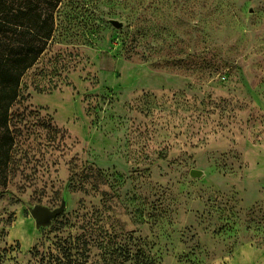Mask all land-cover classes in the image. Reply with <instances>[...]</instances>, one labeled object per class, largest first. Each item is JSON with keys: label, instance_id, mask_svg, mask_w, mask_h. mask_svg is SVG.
I'll return each mask as SVG.
<instances>
[{"label": "rangeland", "instance_id": "rangeland-1", "mask_svg": "<svg viewBox=\"0 0 264 264\" xmlns=\"http://www.w3.org/2000/svg\"><path fill=\"white\" fill-rule=\"evenodd\" d=\"M22 93L0 264L76 236L93 264H264V0H63Z\"/></svg>", "mask_w": 264, "mask_h": 264}, {"label": "trees", "instance_id": "trees-1", "mask_svg": "<svg viewBox=\"0 0 264 264\" xmlns=\"http://www.w3.org/2000/svg\"><path fill=\"white\" fill-rule=\"evenodd\" d=\"M63 0H0V169L13 162L16 141L13 107L23 98L22 81L39 61L57 30V12ZM60 132L66 129L57 128ZM7 183L4 182V185ZM56 251H38L39 264H93L90 247L81 236L60 238ZM103 264H157L129 242L110 248Z\"/></svg>", "mask_w": 264, "mask_h": 264}, {"label": "water", "instance_id": "water-1", "mask_svg": "<svg viewBox=\"0 0 264 264\" xmlns=\"http://www.w3.org/2000/svg\"><path fill=\"white\" fill-rule=\"evenodd\" d=\"M192 174L196 176L198 174V171H193ZM63 210V206L57 209H50L44 205H36L31 210V214L35 218L38 226L49 225L52 223V220L57 217Z\"/></svg>", "mask_w": 264, "mask_h": 264}]
</instances>
